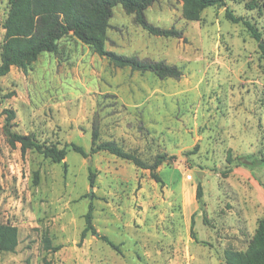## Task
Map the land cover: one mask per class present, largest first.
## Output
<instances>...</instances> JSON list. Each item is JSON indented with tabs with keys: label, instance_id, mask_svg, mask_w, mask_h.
I'll list each match as a JSON object with an SVG mask.
<instances>
[{
	"label": "rangeland",
	"instance_id": "rangeland-1",
	"mask_svg": "<svg viewBox=\"0 0 264 264\" xmlns=\"http://www.w3.org/2000/svg\"><path fill=\"white\" fill-rule=\"evenodd\" d=\"M7 14L0 0V56ZM144 15L182 38L149 35L117 6L105 49L174 65L179 79L117 68L70 34L26 73L0 77V115L12 110L11 131L41 143L89 152L96 131L97 143L113 141L147 164L163 156L161 183L107 152L85 159L69 151L60 164L22 154L9 146L1 115L0 224L17 228L18 246L0 253V264H226L227 250L256 245L264 164L235 159H264V54L243 24L264 43V0H223L196 22L183 19L180 0ZM89 211L120 253L90 234L81 240Z\"/></svg>",
	"mask_w": 264,
	"mask_h": 264
},
{
	"label": "trees",
	"instance_id": "trees-1",
	"mask_svg": "<svg viewBox=\"0 0 264 264\" xmlns=\"http://www.w3.org/2000/svg\"><path fill=\"white\" fill-rule=\"evenodd\" d=\"M162 0H7L8 14L3 24L5 31L0 56V77L6 76L11 68L26 73L32 63L43 53H56L58 42L67 35H73L83 44L92 48L94 53L104 57L117 68H129L141 73L149 72L159 79H179L181 71L174 65L164 62L140 60L136 57L117 55L105 49L109 20L115 7L121 8L133 16L134 22L149 35L160 38H182V32L174 28L162 29L147 22L144 12L151 5ZM182 17L186 21H199L202 12L211 7L220 6L223 0H180ZM226 17L233 23L242 21L231 14ZM251 37L259 42V48L264 54V43L261 34L248 22H243ZM4 134L11 148L19 145L20 152H36L52 163H62L69 151L90 159L99 152L128 161L135 167L149 170L151 177L161 183L156 170L162 164L163 156H157L150 165L145 163L135 153L124 151L113 141L96 142L97 132H93V145L89 152L76 144H65L58 147L55 144L41 143L34 134L21 135L11 131L15 114L12 110H4ZM0 115V117H1ZM237 164L256 166L264 164V159H254V156L236 158ZM93 174L89 181L93 185ZM202 191L197 187L196 199L200 201ZM87 234L98 237L109 247L120 253L119 247L106 236H100L92 224L89 211L85 215V228L81 232V240ZM256 245L245 252L227 250L224 255L226 264H264V220L260 221L255 237ZM18 246V230L9 224H0V253H13ZM47 248H51L47 245ZM57 251L59 248H51Z\"/></svg>",
	"mask_w": 264,
	"mask_h": 264
},
{
	"label": "crops",
	"instance_id": "crops-1",
	"mask_svg": "<svg viewBox=\"0 0 264 264\" xmlns=\"http://www.w3.org/2000/svg\"><path fill=\"white\" fill-rule=\"evenodd\" d=\"M145 60H147V59H145Z\"/></svg>",
	"mask_w": 264,
	"mask_h": 264
}]
</instances>
